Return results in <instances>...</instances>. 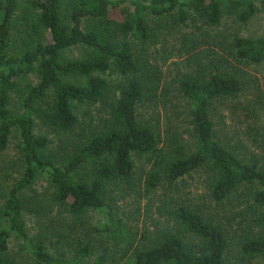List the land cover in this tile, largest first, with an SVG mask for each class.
I'll list each match as a JSON object with an SVG mask.
<instances>
[{
    "label": "trees",
    "instance_id": "16d2710c",
    "mask_svg": "<svg viewBox=\"0 0 264 264\" xmlns=\"http://www.w3.org/2000/svg\"><path fill=\"white\" fill-rule=\"evenodd\" d=\"M262 8L0 0V264H264V134L245 128L246 146L211 120L243 89L242 66L264 61V35L227 22L244 25ZM163 36L178 43L157 63L147 50ZM180 52L183 71L166 85L158 67ZM167 104L160 131L157 106ZM135 159L148 165L141 179ZM193 175L202 191L177 194ZM135 187L151 202L140 226L138 208L116 203Z\"/></svg>",
    "mask_w": 264,
    "mask_h": 264
},
{
    "label": "rangeland",
    "instance_id": "374dc122",
    "mask_svg": "<svg viewBox=\"0 0 264 264\" xmlns=\"http://www.w3.org/2000/svg\"><path fill=\"white\" fill-rule=\"evenodd\" d=\"M228 26H226L229 30H233L238 32L243 36H261L264 35V8L259 9L254 13L252 17L249 18L246 24H236L227 22ZM188 26V24L186 25ZM183 26L182 32H191V28ZM163 43H161L160 39L157 40L154 45H151L147 52H150L149 59L153 61H157L158 57L162 56V50L167 47L174 46L173 44H177L171 37L163 36ZM76 51L72 50L70 54H75ZM166 54V52H164ZM178 57H172L168 59L164 64L158 67L159 71V79L162 83L166 85L171 83L179 72L183 71L182 61L186 57V55L182 52L178 53ZM165 56V55H164ZM154 58V59H153ZM154 64V63H153ZM243 67V68H242ZM241 68L244 70V73L241 72V80L243 81V89L238 93V95L234 98H226L222 101H219L215 104L214 111L211 115V120L214 124V128L220 132L225 139L235 140L236 143L239 140H242L243 143L248 144L245 140L244 129H252L258 131L259 133L264 134V61L259 64H251L249 66H242ZM172 91V88L169 89ZM257 98L256 96H258ZM173 97V93L168 91L166 94V98L170 99ZM169 104L164 108L157 106V117L158 123L160 125L159 130L163 128V124H165V111L169 110ZM155 115V113H154ZM241 131H243L242 137L240 135ZM264 140L263 138H261ZM14 140L11 139V142L8 145L6 153L3 154V157L8 159H13L14 155ZM249 151L253 153H257L259 148L249 147ZM135 177L142 178L144 172L148 169V165L143 161V159H135ZM187 180L181 182L179 188L175 191L177 194H180L185 197H191L195 194H198L202 191V183L200 182V178L196 176H191L186 178ZM46 186L43 183L38 182L35 185V191L41 194ZM136 193L134 191L126 190L123 193L121 198H117V204L121 206L124 214L132 213L133 210L138 208L139 217L137 220V224L140 226L142 224H148V220L151 218L150 215H145V208L151 206V202L147 196L143 192L142 189L135 187ZM180 191V193H179ZM157 195L161 194V191L156 192ZM237 206V205H235ZM235 206L226 207L228 210H235ZM148 209V213H149ZM226 210V209H225ZM220 213L221 217L230 215L229 213L222 212L218 208L214 209V213ZM127 216V215H124ZM89 219L91 222H98L101 220L100 215L95 212L89 213Z\"/></svg>",
    "mask_w": 264,
    "mask_h": 264
}]
</instances>
